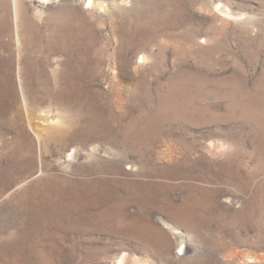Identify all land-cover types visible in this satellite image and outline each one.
I'll return each instance as SVG.
<instances>
[{
  "label": "rangeland",
  "instance_id": "obj_1",
  "mask_svg": "<svg viewBox=\"0 0 264 264\" xmlns=\"http://www.w3.org/2000/svg\"><path fill=\"white\" fill-rule=\"evenodd\" d=\"M124 257L264 264V0H0V264Z\"/></svg>",
  "mask_w": 264,
  "mask_h": 264
},
{
  "label": "bare ground",
  "instance_id": "obj_2",
  "mask_svg": "<svg viewBox=\"0 0 264 264\" xmlns=\"http://www.w3.org/2000/svg\"><path fill=\"white\" fill-rule=\"evenodd\" d=\"M90 2H91V0H90ZM120 259H121V258H120ZM125 260H126V261H128V260L130 261V259H127V258L124 257V258H122V259L119 261V264H122V262L125 261ZM127 264H128V262H127Z\"/></svg>",
  "mask_w": 264,
  "mask_h": 264
}]
</instances>
